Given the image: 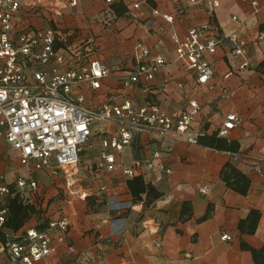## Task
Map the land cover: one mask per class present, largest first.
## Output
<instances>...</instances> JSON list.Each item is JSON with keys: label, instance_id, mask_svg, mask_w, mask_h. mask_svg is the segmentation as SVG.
Here are the masks:
<instances>
[{"label": "crops", "instance_id": "1", "mask_svg": "<svg viewBox=\"0 0 264 264\" xmlns=\"http://www.w3.org/2000/svg\"><path fill=\"white\" fill-rule=\"evenodd\" d=\"M210 1L115 0L108 4L78 0L75 6L60 0L22 3L16 18L20 27L52 25L75 32L79 42L93 47L91 58L114 70L97 90L82 85L89 104L120 101L126 96L134 106L156 102L175 115L195 99L199 110L192 130L201 132L199 137L208 139L216 133L237 144L231 151L190 143L172 133L158 140L147 133L136 135L130 146L116 152L118 170L112 176L102 175L112 182L118 210L90 209L87 200L75 196L62 211L47 212V217L65 215L69 225L64 232L53 234L54 252L39 264H264V74L256 70L264 59V0H256L255 12L248 0H214L217 6ZM135 2L138 7L133 6ZM115 5L125 12L117 14ZM155 8L158 14L153 13ZM170 13L173 18L167 21L164 15ZM209 21L214 22L221 39L213 53H205L213 76L200 85L186 63L176 58L174 38ZM232 40L246 50L247 66L243 68L238 66L243 57L232 52ZM136 42L149 47L150 57L161 55L166 64L152 80L117 90L118 79L135 64ZM229 113L239 116L240 122L225 135H218ZM155 146L168 171L158 170L156 164L148 168L142 162ZM134 160L141 162L133 164ZM226 164L247 178L244 193L222 178ZM130 165L135 167L134 176L146 185L137 199L127 186L134 176L125 178L119 170ZM40 172L44 183L53 181L52 175ZM226 173L231 181L237 180L230 168ZM204 185L206 189L201 191ZM222 234L228 237L221 238Z\"/></svg>", "mask_w": 264, "mask_h": 264}, {"label": "built area", "instance_id": "2", "mask_svg": "<svg viewBox=\"0 0 264 264\" xmlns=\"http://www.w3.org/2000/svg\"><path fill=\"white\" fill-rule=\"evenodd\" d=\"M60 1L68 6L78 2ZM104 1L110 4L115 0ZM23 2L0 0V140L15 152L18 163L26 169L12 181L0 173V264H39L54 252L53 234L67 229L66 216L57 214L38 222L34 219L33 225L13 228L8 225L9 201L16 196L32 203L39 185L36 173L53 175L64 167L76 166L86 148L92 147L90 141L96 128L100 133L95 160L86 168L92 172L94 166L109 174L119 167L116 152L130 146L138 134L147 133L158 140L172 133L184 136L190 143L202 135L193 131L191 125L199 110L195 99H190L175 115L168 114L156 102L134 106L131 99L123 97L120 101L89 104L81 91L82 85L97 90L109 76V69L102 61L90 57L93 47L83 40L79 42L75 32L52 25L20 27L16 18ZM248 2L255 12L257 1ZM210 3L218 5L214 0ZM152 11L159 13L156 8ZM164 17L171 21L173 14ZM220 39L213 21L192 26L184 36L174 38L176 58L186 63L200 85L213 76L212 64L205 53H213ZM233 44L232 52L243 57L238 66H247L245 48L234 41ZM134 60L133 68L121 80L123 88L152 80L166 64L159 54L150 57L149 47L141 42L134 45ZM239 122L235 113L227 114L218 135H225ZM140 162L134 160L133 164ZM142 162L148 168L156 164L158 170L168 171L158 146ZM119 170L125 178L135 175L134 165L120 166ZM205 189L204 185L201 191Z\"/></svg>", "mask_w": 264, "mask_h": 264}, {"label": "rangeland", "instance_id": "3", "mask_svg": "<svg viewBox=\"0 0 264 264\" xmlns=\"http://www.w3.org/2000/svg\"><path fill=\"white\" fill-rule=\"evenodd\" d=\"M109 69V74L114 71L111 68ZM124 76L118 79L117 90L120 89V91H123V89H128L121 86V80ZM105 89L106 88L103 87V90ZM96 95H98L97 99H99V97L101 98L100 93H96ZM87 96L91 97L90 93H88ZM122 97L128 98L126 96ZM98 133H100V130L96 128L93 137H98ZM91 142H93V145L96 143L94 140L90 141V143ZM93 145L92 147L86 148L85 154L81 157V160L76 166L64 168L62 171L53 174V181L51 180L50 183L49 181L46 183L42 181V172L38 171L36 173L39 177V185L33 194V202L27 203V205L32 206L33 210L29 218L23 223V226L24 224L33 225L35 220L36 222L41 221L44 215L49 211H62L63 205L72 198H75V196L87 200L88 205L91 207L90 209L108 207L110 212L118 210L115 205L116 200L113 196L114 193L111 192L112 182L108 181L109 179L105 181L102 177L105 172L99 169L97 170L94 166H92V172L88 171L86 168V163H92L95 160L94 155L97 147ZM25 171V167L18 163L15 152H13L6 143L0 140V173L6 177L7 181H12L18 173L24 174ZM113 173L114 172L110 173V175L112 176ZM57 177H59V183L55 182L58 181ZM100 178H102L101 181L98 180ZM125 207L126 206H124V208ZM32 217L34 218L32 219Z\"/></svg>", "mask_w": 264, "mask_h": 264}, {"label": "trees", "instance_id": "4", "mask_svg": "<svg viewBox=\"0 0 264 264\" xmlns=\"http://www.w3.org/2000/svg\"><path fill=\"white\" fill-rule=\"evenodd\" d=\"M120 6H113L114 11L117 14H123L125 12V9L120 8ZM64 30V29H63ZM67 31V30H65ZM72 32V31H71ZM256 70L260 72L261 74H264V59L256 66ZM197 141L202 144H209L211 147H214L216 149H225V150H231L237 148V144L233 143L232 141L227 142L226 139H223L217 134H213L210 138L206 139L205 137H198ZM225 142V143H221ZM230 168V173L232 172L234 175H238L237 180L231 181L229 179L228 173H226V169ZM222 178L226 181V184L232 187L233 189L240 191L241 193H244L248 181L245 176H243L241 173L237 172L234 168L230 167L229 164H226L222 171H221ZM236 183H239L237 185ZM127 186L133 196V198L137 199L139 198V195L141 192L145 191L146 185L142 182L139 176H134L133 178L127 180ZM9 206L11 210L10 218L8 221V225L17 228L20 225H22L30 216V213L32 212L33 208L32 206L27 205V202L22 201L18 197H13L9 201ZM44 218H47V215H44ZM42 218V219H44Z\"/></svg>", "mask_w": 264, "mask_h": 264}]
</instances>
